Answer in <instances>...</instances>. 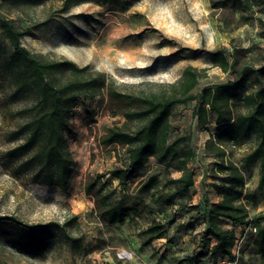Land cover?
Segmentation results:
<instances>
[{"label":"rangeland","instance_id":"rangeland-1","mask_svg":"<svg viewBox=\"0 0 264 264\" xmlns=\"http://www.w3.org/2000/svg\"><path fill=\"white\" fill-rule=\"evenodd\" d=\"M212 1L223 6L212 7ZM228 1V0H227ZM80 0L59 11L61 0H0V12L20 28L30 31L21 45L45 59H68L88 71L105 75L126 91H158L175 82L186 65L203 71L194 94L203 87L232 77L211 61L209 53L222 50L229 55L240 49L254 64L264 62V0ZM0 43L7 42L0 35ZM105 46L124 48L114 63L95 57L90 51ZM124 54V55H123ZM1 64V63H0ZM258 87L247 82L241 95ZM8 88L0 69V104L6 103ZM12 105L11 102H7ZM13 106V105H12ZM195 100L177 104L171 110L169 140L189 136L193 156L187 168L193 185L187 193L176 192V178L182 174L149 156L123 188L108 170L124 166V148L105 145L102 136L120 115H113L107 93L79 99L69 116L65 132L73 171L66 189L33 181L19 168L21 157L10 149L22 141L10 140L15 122L0 113V264H217L210 253L191 259L206 227V205L220 200L215 184L226 180L220 158L209 153L206 141L216 133L211 119L199 125L194 115ZM255 145V138L239 135L225 144L226 158L241 167L243 157ZM244 174V193H257V162ZM157 179L155 192L166 199L152 201L137 189L142 180ZM89 189V190H88ZM154 191V190H153ZM108 195V203L132 211L116 221L98 209L96 199ZM250 221L264 227V201L246 202ZM195 216L192 221L189 219ZM153 220L172 221L162 237L147 240L142 230ZM220 226L233 230L236 240L229 256L233 264H264V242L253 226L222 218ZM224 256V255H219Z\"/></svg>","mask_w":264,"mask_h":264},{"label":"trees","instance_id":"trees-1","mask_svg":"<svg viewBox=\"0 0 264 264\" xmlns=\"http://www.w3.org/2000/svg\"><path fill=\"white\" fill-rule=\"evenodd\" d=\"M20 1L34 4L40 0ZM78 1L61 0L59 11H66ZM227 2L242 4V0H226L223 4ZM220 6L223 5L212 1V7ZM29 31L30 28H20L12 18L0 12V35L7 42V46L0 43V69L8 83L6 103L0 104V113L10 122H15L10 140H16L21 135L22 141L10 149V155L21 157L19 168L27 172L33 181L67 188L73 171V160L65 138L70 111L79 99L105 90L112 114L120 115L122 119L109 126L101 140L105 145L123 147L126 154L124 166L112 168L108 173L125 188L127 181L146 159L154 156L161 164L182 171L175 179L176 192L187 193L193 185V174L187 168L193 152L189 136L169 140V118L175 105L195 100L197 123L203 126L213 119L217 126L216 133L206 141V149L220 158V168L226 171V180L215 184L220 200L204 208L206 227L191 259L197 261L206 253L215 259L219 255H232L237 237L233 230L220 226L222 218L253 226L260 241L264 242V227L258 221H250L246 207V202L264 201V62L254 64L238 48H234L229 55L222 50H214L209 53L211 61L232 75L225 81L207 85L194 94L192 90L203 71L186 65L177 81L161 85L158 91H126L115 86L113 80H106L105 75L88 71L73 61L45 59L30 52L20 42V38ZM247 82H254L258 87L245 93L240 103H235L233 99L241 95ZM8 101L13 106L8 105ZM239 135L255 138V145L243 157L241 167L226 158L225 146ZM253 162H257L259 168L257 193H244L243 171L250 169ZM156 185L157 179L149 177L141 181L137 192L141 196H150L152 201L166 199L167 194L155 192ZM108 197L106 194L99 196L96 206L106 210L116 221H122L131 211L134 214L141 212L137 203L119 208L109 204ZM194 218L192 216L189 221ZM2 219L18 222L12 215H0ZM259 219L264 221V212ZM171 223L153 220L142 233L147 240L162 237Z\"/></svg>","mask_w":264,"mask_h":264},{"label":"bare ground","instance_id":"bare-ground-1","mask_svg":"<svg viewBox=\"0 0 264 264\" xmlns=\"http://www.w3.org/2000/svg\"><path fill=\"white\" fill-rule=\"evenodd\" d=\"M90 51L94 54L95 57H99V58H106L110 63H114L117 60V57L120 56V54L123 52L124 53V48H119V47H115V48H111L109 46H105L101 49H95L92 50L90 49ZM124 55V54H123Z\"/></svg>","mask_w":264,"mask_h":264},{"label":"built area","instance_id":"built-area-1","mask_svg":"<svg viewBox=\"0 0 264 264\" xmlns=\"http://www.w3.org/2000/svg\"><path fill=\"white\" fill-rule=\"evenodd\" d=\"M217 264H233V261H231L229 256L224 255L217 258Z\"/></svg>","mask_w":264,"mask_h":264}]
</instances>
